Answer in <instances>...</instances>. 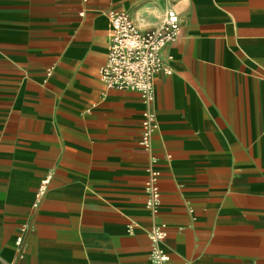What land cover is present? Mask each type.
Segmentation results:
<instances>
[{
	"label": "crops",
	"instance_id": "obj_1",
	"mask_svg": "<svg viewBox=\"0 0 264 264\" xmlns=\"http://www.w3.org/2000/svg\"><path fill=\"white\" fill-rule=\"evenodd\" d=\"M168 8L146 152L138 93L99 68L109 13ZM155 227L169 264H264V0H0V264H150Z\"/></svg>",
	"mask_w": 264,
	"mask_h": 264
},
{
	"label": "built area",
	"instance_id": "obj_2",
	"mask_svg": "<svg viewBox=\"0 0 264 264\" xmlns=\"http://www.w3.org/2000/svg\"><path fill=\"white\" fill-rule=\"evenodd\" d=\"M110 40L105 63L99 68V82L106 90L138 93L145 106L141 114L139 144L149 152L151 135L157 129L156 116L151 109L155 99L154 79L160 75H170L169 63L172 57L164 53L178 38L179 20L176 12L168 8L160 23L151 29L141 31L126 13L111 12L108 15ZM144 183L145 207L153 213L160 208L158 189L159 172L153 168L146 170ZM47 175L40 182L38 195H42L50 181ZM150 241V264H169V256L162 243L165 232L155 227L148 233ZM21 245L17 238L15 246Z\"/></svg>",
	"mask_w": 264,
	"mask_h": 264
}]
</instances>
